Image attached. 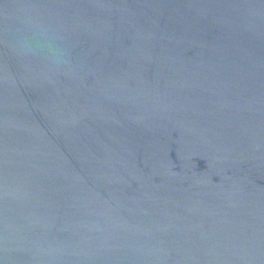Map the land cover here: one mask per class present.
<instances>
[{"label": "water", "instance_id": "water-1", "mask_svg": "<svg viewBox=\"0 0 264 264\" xmlns=\"http://www.w3.org/2000/svg\"><path fill=\"white\" fill-rule=\"evenodd\" d=\"M0 264H264V0H0Z\"/></svg>", "mask_w": 264, "mask_h": 264}]
</instances>
